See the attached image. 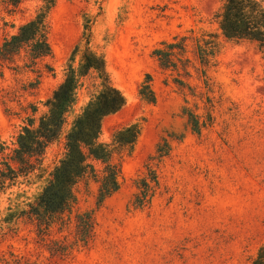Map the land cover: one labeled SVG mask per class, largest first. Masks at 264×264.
<instances>
[{
	"label": "rangeland",
	"instance_id": "rangeland-1",
	"mask_svg": "<svg viewBox=\"0 0 264 264\" xmlns=\"http://www.w3.org/2000/svg\"><path fill=\"white\" fill-rule=\"evenodd\" d=\"M222 1L56 0L47 16L51 54L32 60L22 49L0 58V175L11 174L7 164L18 171L10 158L16 136L28 117L45 112L82 36L84 13L89 45L103 54L111 82L126 97L103 119L100 140L139 127L131 148L115 146L110 163L120 171L119 188L103 201L97 179L104 164L94 161L95 175L79 179L75 204L48 234L24 217L9 226L1 221L27 209L63 156L74 115L98 88L93 73L84 77L59 137L33 170L18 171L0 189V264H250L264 244V59L253 43L220 36L211 65H200L193 37L215 29L211 17ZM40 4L0 0V44ZM181 36L186 51L160 65L153 50ZM146 74L154 102L138 93ZM183 107L199 116V133ZM165 142L168 152L157 158ZM142 178L148 189L140 202Z\"/></svg>",
	"mask_w": 264,
	"mask_h": 264
},
{
	"label": "trees",
	"instance_id": "trees-1",
	"mask_svg": "<svg viewBox=\"0 0 264 264\" xmlns=\"http://www.w3.org/2000/svg\"><path fill=\"white\" fill-rule=\"evenodd\" d=\"M19 1L12 0L13 6L16 7ZM55 2L56 0H41L35 14L20 24L16 32L3 39L0 44V58H10L22 49H25L32 60L51 54L47 16ZM211 20L216 25L213 31H203L193 37L195 53L202 67L211 65L218 50L220 36L227 40H246L253 43L264 59V0H223L213 12ZM186 39V36H181L174 42L163 40L160 42L162 47H156L152 53L160 65L167 67L174 56L186 51ZM89 40L90 18L84 13L82 36L73 46L67 59L62 81L44 102L45 112L37 120L28 117L27 123L16 136V146L10 158L18 164V171L28 173L35 168V162H39L47 145L61 134L67 114L78 99L84 77L93 73L98 79L97 90L71 121L65 135V152L51 170L47 183L34 201L28 204L27 209L6 213L1 221L8 226L12 225L16 218L24 217L35 223L41 236L48 234L52 224L75 204L74 187L79 179L90 173L95 175L94 161L104 164L102 174L97 179L98 203L119 188L120 171L115 164L110 163V159L115 146H133L139 135V127L131 125L116 131L112 142L100 140L103 119L118 112L125 105L126 97L111 82L103 54L93 50ZM149 81L150 75L146 74L138 93L143 99L154 102L155 94ZM183 111L192 130L199 133L202 126L199 116L188 107H183ZM168 148V142L158 143L155 151L157 158L164 156ZM6 170L11 174L0 175V189L5 186L7 179L14 180L18 175V171L10 164H7ZM148 170V178L155 180L154 171L149 166ZM141 181L144 188L139 201L143 202L148 189L147 178H142ZM250 264H264V244L258 248Z\"/></svg>",
	"mask_w": 264,
	"mask_h": 264
}]
</instances>
